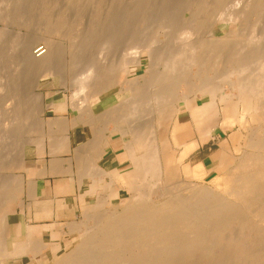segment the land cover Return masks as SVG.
<instances>
[{"label": "bare ground", "instance_id": "obj_1", "mask_svg": "<svg viewBox=\"0 0 264 264\" xmlns=\"http://www.w3.org/2000/svg\"><path fill=\"white\" fill-rule=\"evenodd\" d=\"M85 1L87 0H62L63 3L60 4L57 0H0V23L3 24L0 26V66L4 68L12 62L14 65H22L19 77L11 74L0 76V90L4 86L2 77L11 83L4 86L7 97H0V100L3 104L10 98V103L5 104V110L7 116L15 122L9 132L5 131L4 134L12 136L20 132L19 138L26 128L21 126L23 130L18 131V125L29 124V120L34 121L30 124L37 123L32 127L36 131L39 124L43 125L41 120L45 107L65 113L68 108L65 92L70 87L72 91L69 106L77 110V114L72 118L64 115L53 118V131L48 135L52 133L54 140H50L51 143L49 141L48 147L54 153L74 152L73 159L78 166L73 170L70 161L63 168L59 165L62 164L61 158H56L49 168L56 173H70V181H57L54 192H71V181H74L77 185V198L83 200L81 209L85 211L83 219L68 222V230L56 234L59 239L71 236L70 243L62 245L59 240V245H49L44 238L36 239L35 230L29 224L20 219L10 221L13 215L10 208L13 201L22 211L28 204L30 206L34 203L35 217L45 218L52 211L51 199H37L41 189L37 191L38 184L35 182L28 186L18 178L19 175L12 174L5 176V179L0 176V264H6L8 259L19 255L37 258L38 264H264V41L260 42L264 33L259 38L260 44L247 51L241 42L234 40L233 43L235 36L232 38L229 33H215L216 26L224 20L246 19L249 14L259 17L258 14L264 11V0H245L237 6L231 4L232 0H196L195 14L192 7L193 17H189L197 24L202 22L196 27H203L198 28L201 33L196 32L200 35L191 40L188 37L185 42L188 35L181 33L184 43L179 47H171L170 43L163 46L164 41L157 50L153 46L151 50L149 46L151 42L154 43L153 35L151 40L142 44L141 41H128L135 34L130 35L131 26L127 23L131 9L118 3H123L124 0H88L92 5L89 20L81 34H73L72 28L79 26L83 13L81 4ZM187 3L188 7L190 3ZM159 4L162 5L161 2ZM179 4H183V0ZM36 5L40 6L37 12V24H40L37 27L35 24L34 27L49 35L68 37V45L62 40L48 39L44 40L42 46H31L32 43L23 42L18 39L19 36L12 35L7 25L15 22L31 24L29 9ZM137 5L138 8L141 6L139 3ZM180 5L176 8L181 7ZM68 7L73 10L71 18L65 10ZM119 7H122V13L119 12ZM142 7L136 8L141 14ZM149 9L148 7L147 10ZM201 13L206 14L207 18L200 15L205 21H200L198 15ZM144 16L146 19V13ZM168 17L171 18L170 15ZM245 19L241 24L246 22ZM174 20L176 18L172 21ZM155 23L153 21L154 25ZM189 23L192 24V21ZM256 23L253 24L257 25ZM182 25L176 27L179 29ZM185 26L184 32L182 28L178 32L188 31L191 35L195 26L188 25L189 29L193 28L191 31ZM252 26L250 24L248 30ZM140 33L142 34L141 31ZM140 33L137 35L139 38ZM8 39H11L12 48L19 46V60L5 56L6 48L10 47ZM121 43H124V48L119 57L105 65L98 64L100 62L91 56L101 55ZM145 46H149V49ZM142 52L148 55L147 63L151 69L145 73L148 75H144L145 81L139 83L137 79H122V89H130L132 94L95 113L90 99L100 96L119 81L123 71L140 65ZM80 55H88L83 69L90 68V71L85 77L77 76ZM251 63L256 68H251ZM34 71L37 78L30 80V73ZM45 83L56 89L52 99L46 104L42 92L37 91ZM84 89V98L80 99L78 95ZM127 116L131 119L129 128L117 125ZM78 123H83L84 128L88 129V137L84 134L86 139L83 142L81 140L79 145L72 146L70 129ZM110 124L113 126L110 127ZM216 126L222 127L224 131L234 130L232 136L234 140L238 139L233 145L235 153L228 156L223 154L216 165H210L209 156L193 164H184V159L191 157L194 151L212 138ZM117 133L125 153L121 157L132 164L125 171H120L115 163L105 164L103 159L105 150L111 143L110 139H114ZM2 136L0 134V151L8 146V143H3L8 137L4 135L3 140ZM9 138L7 140L10 143L17 141V146H22L19 144L21 139L16 137L11 142V137ZM8 147L6 148L9 149ZM14 147L12 143L10 149ZM37 149L39 148L35 147ZM39 150L43 152V149ZM20 151L22 149L18 152ZM9 152L7 151L8 155ZM3 156L0 159L2 163L4 159L6 165L13 162L11 159L14 157ZM14 160V165L21 168V156ZM13 168L17 169L15 166ZM217 169L220 170V175L216 172ZM142 171L150 172L156 179L165 178L166 182L178 174L180 179L184 178V182L174 185L148 184L141 187L144 189L131 184L119 186V182L140 176ZM42 172L45 175V169ZM52 172L49 173L52 175ZM211 172L213 175L208 179L210 185L194 182L195 179L206 180ZM126 188L132 193L122 209L98 210L107 201L105 196L116 197L126 192ZM97 189L107 190V193L103 196L97 193ZM30 194L31 200L28 198ZM89 194H95V203H86V195ZM59 208L60 206L57 210ZM57 216H60L59 211Z\"/></svg>", "mask_w": 264, "mask_h": 264}, {"label": "rangeland", "instance_id": "obj_2", "mask_svg": "<svg viewBox=\"0 0 264 264\" xmlns=\"http://www.w3.org/2000/svg\"><path fill=\"white\" fill-rule=\"evenodd\" d=\"M57 1H59L60 4L63 3L62 0H57ZM136 1H137V3H136ZM136 1H134V0H124L123 3H122V1H121V3L118 1L119 5L123 4V6H126L128 9H131L129 11H131L132 13L131 12L130 13L134 15V16L132 15L133 16L132 17L131 14H129V16H128L129 19L127 18L128 26H131V31H132V33H130V35L133 36V34H135L133 37L134 38L136 37L135 39L133 37H130L132 39L128 40L129 42L132 41V43L133 42L137 43V42L141 41V44H142L146 40L150 39V37H152V35H153L154 37L152 39H154V43L151 42V44H153V45H151V44L149 45L151 50L153 49V47H156L154 50H157V49L161 48L162 47L161 45L163 44L164 41H165L164 42L165 45L163 44V46H166L167 44L170 43L169 46L177 47L178 45L180 46L182 43H184V41H183L184 39H182V37L184 38V36H182V34H184L186 36L188 35L187 38H185V42H186V39H188V37H191L190 40L193 37L194 38L198 37L197 35H200L201 29H203V27L201 28V26L198 27V28H201L200 31H199L198 28H196L202 22H198V24H197L196 21H194L192 18L189 17V16L193 15V13L191 11V10H193V8H194V14H195V9L197 7V5H195V3L197 1L199 2L200 0H197V1L196 0H193V1L192 0H183V4H184V1H187V2L189 1L188 3H190V5L193 3L192 4L193 6L192 5L190 6L186 2L190 6V7L188 6L190 11H189L188 7L186 6V3L184 4V6H183V4H181V5L179 4L182 0H166V1L158 0V2L160 1L163 6L165 4V6H164L165 8L162 5L159 4L160 2L157 3V0H154V2H153V0H146V1L143 0L144 2H147V3H144L143 1L141 2V0L140 1L136 0ZM148 1H151V3L150 2L148 3ZM155 1H156V3H155ZM243 1H245V0H232L231 4L237 6V5L241 4ZM152 2L154 3V6L156 4L155 7L157 9H159V7H160V9L157 10L156 8H153L154 6H153ZM138 3H139V6L141 5L140 7L143 6L142 7L143 10L141 9L142 14L140 13V10L138 11V9H140V7L138 8V5H137ZM134 4H136V5H134ZM144 4H146L145 6H146L147 9H148V7L150 9L147 10L144 7ZM166 5H167V8H166ZM177 5L178 6L180 5L183 8V10H182L181 7L176 8V7H178ZM157 6H159V7H157ZM185 6L187 7V9H186ZM81 7H82V10H83L82 17L80 19L79 26H76V27L72 28L73 34H81L84 31L85 23L89 20L88 14H89V12H90V10L92 8L91 2L88 1V0L85 1V2H82ZM171 7H173L174 9L172 8L170 10ZM119 8H120L119 12H121V8L122 7H119ZM136 8H138V9H136ZM39 9H40V6H37V5L32 7V9H29V13L32 16V18H31V20H32L31 24L32 25L31 24H21V22H17V23L15 22V23H13V25H10V26L7 25L8 30L12 33V35L15 34V35L19 36V38H18L19 40H21L23 42L32 43L31 46H42L44 40H48V39L56 40V41H61L62 40L65 44L68 45L70 43V39L68 37L60 38V37L55 36V35H49L46 32L42 31L41 29L36 28L37 25L40 24V23L37 24V22H39V20H38L39 18L37 16V12H38ZM178 9L180 10L179 12H178ZM65 10L67 11L68 16L71 18L73 16V10L71 8H69V7L65 8ZM132 10L134 11V13H133ZM152 10H154L153 13H152ZM210 10L212 11V9H210ZM135 11L137 13L139 12V14L135 13ZM175 11H177V12H175ZM188 11L191 12V14L188 13ZM145 13H146V19H145V16H144ZM207 13H208V15L210 14V12H207ZM263 13H264V11L262 13H259L258 14L259 17L257 15H255V14H252V15L249 14L246 17V19L244 18L247 23L244 22L243 24H241V21L244 20L242 18L241 19L238 18L237 20H233V19L228 20L227 19V20H224L222 22H219V24L216 26L217 28H216V32L215 33L217 35H223V33H229L230 37L231 36H232V38H234V36L236 37L235 39L230 38V40L232 39L233 43H234V40L238 41L237 43L241 42L240 43L241 45L242 44L245 45V48H246L245 51L250 50L251 48L253 49V48L257 47L256 45H259L261 41H264L263 40L264 37H262L263 39H261V36H263V33H264V14ZM147 14H149V15L147 16ZM261 14H263V15H261ZM122 15H120V17ZM141 15H142V17H141ZM150 15H151V18L149 17ZM169 15L173 19L176 18L177 21L176 20L172 21L173 19L168 17ZM178 15L179 16L181 15V16L179 17ZM200 15H202V13L198 15L200 17L199 18L200 21H205L206 19L204 20L203 17L207 18V16H205L206 14L202 15L203 17H201ZM138 16L141 17V19ZM157 16H158L159 19L156 18ZM191 17H193V16H191ZM142 18L145 19V20H143ZM168 18L170 19V21H169ZM139 19L142 22V24H141V22H139ZM166 19H167L168 22L167 21L165 22ZM238 20H240V22ZM149 21H151L152 24ZM153 21H154V23H155V21L157 22V23H155V25L157 27L153 24ZM191 21H192L193 25L189 23ZM33 22H35V23H33ZM182 22H183V25H182ZM147 23H149V24H147ZM174 23H175V26H174ZM184 23L187 24L186 25L187 28L189 27L188 25L195 26V29H194L195 31L193 30L192 27L190 29L188 28L190 31H191V29L193 30L191 32V35L187 33L188 31H186L187 34L183 33L184 32V26H185ZM194 23H196V24H194ZM245 23H246V26H245ZM253 23H256L257 25H254ZM35 24H36V27H34ZM164 24H165V27H163ZM167 24H169L170 26H168ZM250 24H251V26L253 25L252 26L253 28L250 27V29L248 30V27L250 26ZM1 25H3V24L0 23V26ZM30 25L32 27H30ZM142 25H146V26L144 27ZM152 25L154 27V28L152 27L154 30L151 28ZM166 25H167V28H166ZM178 25H182V26H179V29L182 28L183 32H181L182 29H181L180 32H178L179 29H178V27H176ZM241 25H244V26H241ZM138 26H140L141 28L138 27ZM186 26H185V28H186ZM240 26H241V28H240ZM169 27H171L172 29L170 30ZM173 27H175V28H173ZM246 27H247V30H245ZM143 28H144V30L147 31V32L145 31V34L143 33V31H144ZM140 31L142 32V34L140 33ZM148 31H152V32H148ZM155 31H156V33H155ZM190 31H189V33H190ZM198 31L200 33H196ZM133 32H135V33H133ZM177 32L180 33V34H178ZM202 32H203V30H202ZM139 33L141 34L140 38L137 36V35H139ZM162 33H164V34H162ZM171 33H172V35H171ZM169 35H171L172 38H170ZM9 37H11V36H9ZM238 39H240V40H238ZM259 40H260V42H259ZM158 41L159 42L161 41V42L159 43ZM166 41H169V42H166ZM232 41H230V44L232 43ZM156 42L159 43L160 45L156 44ZM8 44L10 45V47L6 48L5 56L6 57H10L13 60H15V59L19 60L20 57H21V55H18L19 52H20L19 51V46L17 45L16 47L12 48L11 39L10 40L8 39ZM123 44L124 43L116 44V46H113L112 48H109L107 51H105L101 55H91V56L95 57V59H97L100 62L98 64L105 65L107 62L112 61L115 58L119 57L120 51H123L122 48H124ZM149 46L148 47L145 46V48L149 49ZM151 46H153V47H151ZM147 57H148V55H146L145 52H142V55H141V58H140V61H141L140 65H134V66H132V68L130 67L129 70L123 71L121 73V76H119V81L115 82L114 85L109 87V89L107 91L103 92L100 96H96V97H93V98L90 99L91 106H92L91 108H93L95 113H99L100 111L105 109L107 106L115 104L117 102H120V101L126 99L127 97H129L132 94L130 89H127V88L126 89H122V84L120 82V81H122V79L127 78L129 81L137 79L139 83H141V82L143 83L145 81L143 79H145V76H148V75H146L147 74L146 72L151 70L149 68V66H148V63H147V61L149 60V58H147ZM80 58H81V63L79 65V70H78L79 74L77 76L78 77H82V76L85 77L87 75V73L90 71V68L83 69L86 66V61L88 59V55H80ZM250 66H251V68H256L253 65V63H251ZM21 67H22V65H20V66L17 65V64L14 65L13 62L11 64H8L4 68H1V66H0V76H2V75L5 76V74H11V75H18V77H19L20 72H22ZM84 70H86V71H84ZM30 75H31L30 76V80H32L33 78H35V79L37 78L35 71L30 73ZM140 75H141V77L143 75V78H141ZM2 82H3L4 86H8V85L11 84L10 82H8L3 77H2ZM4 86H3V89L0 90V97L1 98H3V96L7 95L5 90H4ZM86 89L88 90V88H86ZM37 91L42 92L43 99H44V102L46 104L47 102H49L52 99V96L55 94L56 89L53 88L50 84H48V83L46 84L45 83V85L39 86ZM71 91L72 90L69 87L68 90H66V92H65L66 104L68 105V108H67V111H66L67 113L66 112L62 113V111L59 112V110L55 111V110H52L51 108L45 107L44 108L45 114H44L43 120H41L42 121L41 123L43 125L39 124L40 129H39V126H38L36 131L34 129H32V127H35L36 124H37V123L36 124L35 123L30 124L32 120L31 121L29 120V124L25 123V125H22L20 123L18 125V131H20L21 129L23 130V128L21 126H23L24 128H26L28 130H26V129L23 130L22 133L20 134L19 138H18V136H19L18 133H20V132L16 133L17 136H16V134L15 135L12 134V136L14 135L13 139H12V136L9 135V133H8V135L4 134L5 131H6L5 133H7V131L9 132V129L15 124V122H12L13 119L10 117L12 119L11 120L7 116L6 110H5V109H7V108H5L6 107L5 104H7V102L10 103V98L7 99V101H5L3 104H1V100H0V134H1V136L4 134L6 137H8V138H6V140L10 139L9 137H11V140H10L11 142H12V140H14V138L17 137V139H19V140L21 139V143H19V144H22V146L20 145V147H21L20 148L19 145L17 146V141L16 142H12L13 145L16 147V148L15 147L14 148L17 151H15L14 148L10 149L12 147V143H10L8 140L6 142V140L4 138L5 136L3 135L2 137H3V140H5V141L4 142L2 141V142L4 144L8 143L6 145H8V146L11 145V147H8V146L4 147V145H3L5 150L3 148V151H0L1 152L0 154H2V156H3V154L5 153V156L7 155L6 157L10 158L12 156L11 158L14 157V159H16L19 156H21L22 163H23V165H22L23 168L21 167V168L18 169L17 168L18 166L14 165V161H15L14 159L13 160L11 159V162L13 161L12 162L13 164H12V163L9 162L10 160L8 161L9 158L8 159L6 158L7 161L9 162V164H11V165H13V167L15 166V168H17V169H14L8 163L6 165V162H5L6 160L4 159L5 156H3L4 157L3 158L4 160L2 159L3 163L0 161V163H1L0 165L3 164L2 166H0L1 167L0 168V176H2V178L5 179V176L6 177L9 176V175L11 176L12 174H15L14 176L19 175L18 178L20 177L22 179L21 181L23 182V184H27L29 186L30 183L35 182V184H38L37 191L39 189H41L43 191V189H45V188H47L46 190L49 191V190L55 188V183L57 181H59V180H61L63 178H67V177L70 176L69 172H67V174H66V172H65V174H62L64 172H62V173L61 172H57L56 173V172H52L51 171V168H49V167L52 166L51 164L53 163L54 159L61 158L63 161L60 159L62 164L59 163V165H61V167L63 166V168L66 167L65 165H68L70 161H72V163H71L72 167H73L72 169L73 170L77 169L76 166H78V164H77V162H74L75 160L73 159L74 158L73 157L74 152H65V151H63V152H59V153H54L53 151H51V148H49L50 147L49 144L51 143V141L54 140L52 133L50 135H48L50 133V131H53V127H51L53 125L52 124L53 123L52 122L53 118L55 119V117L56 118L58 116L60 117V115H64V116H68V118H72V117H74L77 114V110L72 109L71 105L69 106V99H70ZM80 92L81 93L78 95V97L80 99H83L84 95H85V89L81 90ZM5 97H7V96H5ZM26 122H28V120ZM32 122H34V121H32ZM130 122H131V119L129 118V116H127L126 119H123V121L117 123V125L124 126V128L127 126L126 128H129ZM10 123H11V125H10ZM138 123H139V121L136 124H138ZM82 124L83 123H78L75 126V128L73 130H71V133H72V136H71L72 146L79 145L81 142H83V139L85 138V136H84L85 131H83L85 128H84V125H82ZM28 126H30V129H29ZM112 126L113 125L110 124V127H112ZM233 133H234L233 129L231 131H229V130L224 131L222 129V127L216 126L214 128V131H213V134H212L213 135L212 138L207 140L206 143H204L201 147H199L196 151H194V153L191 155V157L189 156L188 159H184V164L185 163L193 164V163L197 162V160L203 159V158L209 156V158H210L209 161H211L210 165H212V164L216 165V162L218 161V159L223 154H225L227 156L231 155V154L233 155L235 153L233 145H234L235 142L238 141V139L234 140V138L232 136ZM79 135H82V137H80ZM86 135L88 137V129L86 130ZM49 136H50V138H49ZM115 136L118 137V138L116 140V147L114 148V150L116 152V158H118V159L120 158V160H119L120 163L117 164V165H119L118 169L120 171H125V170H127V168H130L132 166V164L125 157H121V156L125 155L124 150L121 147L122 140H119L120 138H119L118 133ZM1 139L2 138H0V140ZM40 140L42 141V143H41ZM37 141L39 143H41V144H39ZM49 141H50V143H49ZM76 142H79V143H76ZM36 143L39 144V145H37ZM44 144H46V145H44ZM34 146L36 148L41 149V151L43 149V152H40L39 149L35 150ZM6 147H8L9 149H7ZM17 147L19 149H17ZM21 149H22V151H20V152L22 154L20 152H18ZM6 150L8 152L10 150L9 155H8ZM4 151H6V152H4ZM11 151H12V153H11ZM105 152L106 153H104V154L108 155L109 149L107 148L105 150ZM2 156L0 157V159L2 158ZM182 161H181V164H182ZM104 163L107 164L106 161H104ZM5 165H6V167H3ZM7 166H8V168H7ZM2 167H3V169H2ZM22 169H24V170H22ZM44 169L46 171L45 175L42 172V170H44ZM49 172L50 173L52 172V175ZM74 172L75 171H73V174H74ZM216 172L219 175L221 174L219 169H217ZM41 174H43V176ZM20 175H22V176H20ZM212 175H213V172L209 173L206 176V180H204V179H202V180L201 179L200 180L199 179H195L194 182L199 184V185H202V184L203 185H210L211 182L208 181V179L211 178ZM164 179L165 178H159V179L153 178L151 176L150 172L149 173L148 172L145 173V172L142 171V173H140V176L136 175L132 179H126V182H122V183L119 182V186L120 185L124 186L126 184H128V185L131 184V185H134V186L138 187L139 189H144V188H141V187H143L145 185H148V184L152 185L154 183H156V184L158 183V185H161V184H163V185H165V184L174 185V184H176L178 182L179 183H183L184 182L183 181L184 178L180 179L178 177V174H177L176 177L174 176L173 178H170L168 182H166ZM105 180L108 181V179H105ZM27 185H26V187H28ZM126 190H127L126 192H122L121 191L122 193H120V195H118L116 197L112 196V197L109 198V197L105 196V194L107 193V190L104 191L103 189H97V193L103 194V196H105V199L107 200L106 202H103L101 204V207L98 210L103 211V210H107V209H115V210L119 211L120 209H122L123 206H124V203L128 202V200H129L128 197L132 193L129 188H126ZM77 192L78 191H76V192H72L71 191V192H64V193L62 192V193H57V194L51 192V193H47V194L44 193V195L41 194L40 192H38L39 194H38L37 199H40V200L51 199L52 200V211H51L52 215L49 214V217L48 216L45 217V218L42 217L40 219L35 217V214H34L35 205H34V203L30 204V206L28 204L27 207L25 209H23V211H22L17 206V204H15L16 202L13 201L12 204H11V208H10V211H11V213L13 215L11 216L10 221H14V220L18 221L20 219L24 223L29 224L30 226H32L33 230H35L34 233L37 236L36 239L37 238H41V239L44 238L46 241L49 242V245H55V246L59 245L60 244L59 240L61 241L62 245H66V244H68V243H70L72 241V237L66 235L62 239H59L60 237L56 235L57 232L59 230L60 231L61 230H66L67 229V225L66 224H68V222H71V221L78 222L81 219H83L84 216H85V211L83 209H81L82 208L81 207V203L83 204V200L79 201V199L77 198V195H78ZM92 195L93 194L86 195V203L87 204L95 203V194L93 196ZM28 198H30V200H31V194L28 196ZM26 204H27V202H26ZM58 204L60 206L59 210H57ZM29 208H30V210H28ZM58 211H59V215L60 216L57 217L56 215H57ZM251 221L254 222V220H251ZM41 224L42 225L43 224H46V225L48 224V226H50L51 230L47 231V229H43V228L42 229H37L36 227H42ZM10 225H11V222H10ZM34 225H36V226L34 227ZM8 231H9V228H8ZM11 233H13L12 230H11ZM47 233H48V235H47ZM52 237L53 238L55 237V238L52 239ZM42 257H43V255L40 256V258H42ZM38 260L39 259H37V258L31 259L30 256L19 255V256L15 257V258L8 259L6 261V264H9V263L13 264L15 262H16L15 264H38Z\"/></svg>", "mask_w": 264, "mask_h": 264}, {"label": "crops", "instance_id": "obj_3", "mask_svg": "<svg viewBox=\"0 0 264 264\" xmlns=\"http://www.w3.org/2000/svg\"><path fill=\"white\" fill-rule=\"evenodd\" d=\"M75 127H73V128H71L70 129V139H71V136H72V133H71V130H73ZM85 130V136H86V138H87V135H86V128L84 129ZM117 138L118 137H116L115 136V138L114 139H110V141H111V143H110V145L108 146V149H109V153H108V155L106 154V155H104V157H103V159H104V161H106L107 162V164H112V163H115V166H119V165H117V164H119L120 162H119V159L118 158H116V152H115V150H114V148L116 147V140H117ZM71 141H72V139H71ZM114 158H115V160H114ZM106 164V163H105ZM46 172V171H45ZM70 177V176H69ZM69 177H67V178H63V179H61V180H65V181H70V179H69ZM61 180H59V181H61ZM71 183L73 184V190H72V192H76V189H77V185L74 183V181H71ZM47 188H45V189H43V191L41 190L40 191V193L41 194H43L44 195V193H51V192H53V193H55L54 191V188L53 189H51V190H49V191H47L46 190ZM55 194H57V193H55ZM38 197V196H37ZM79 199V198H78ZM44 200H49V199H44ZM80 201V200H79ZM51 202H52V200H51ZM58 207H59V204H58ZM57 216V215H56ZM58 217V216H57ZM42 225V224H41ZM44 225V226H43ZM42 225V227H36L37 229H47V231H49V230H51V228H50V226H48V224L46 225V224H43ZM36 225H34V227H35ZM66 230H68V227H67V229ZM66 230H61V231H66ZM58 232H60V230L58 231Z\"/></svg>", "mask_w": 264, "mask_h": 264}]
</instances>
